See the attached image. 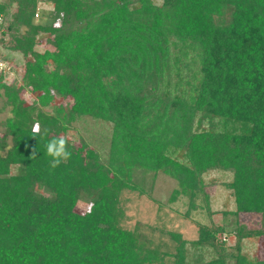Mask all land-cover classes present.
<instances>
[{
	"label": "trees",
	"instance_id": "1",
	"mask_svg": "<svg viewBox=\"0 0 264 264\" xmlns=\"http://www.w3.org/2000/svg\"><path fill=\"white\" fill-rule=\"evenodd\" d=\"M43 1L52 11L41 22L38 0L0 4L6 49L23 58L20 86L0 80L10 113L0 133V264H162L169 256L188 264L179 233H167L169 254L121 226V192L145 193L135 170L175 180L170 200L187 197L188 211L199 198L208 204L204 174L230 172L223 186L235 210L223 214L264 220V0ZM40 36L43 52L35 50ZM178 63L189 73L186 89L170 86ZM82 116L113 125L106 161L66 138ZM53 138L71 153L56 168L45 147ZM218 234L225 227L200 226L190 243L212 251L203 264H264L242 253L243 240L264 237V226L236 227L231 247Z\"/></svg>",
	"mask_w": 264,
	"mask_h": 264
},
{
	"label": "rangeland",
	"instance_id": "2",
	"mask_svg": "<svg viewBox=\"0 0 264 264\" xmlns=\"http://www.w3.org/2000/svg\"><path fill=\"white\" fill-rule=\"evenodd\" d=\"M152 2L157 6L162 4V0H152ZM37 9L39 17L35 18V20L36 22H41L43 12L52 11V5L43 0H38ZM216 20L219 19L216 18ZM5 34L2 36L4 48H6L5 44L10 39ZM43 39V36L39 37V43L35 50L39 52L45 50ZM2 53L8 61V65L13 67L2 82L17 88L21 85L19 75L23 73V58L21 54L8 50H4ZM184 66L178 63L176 69L173 67L170 86H175L176 81H181L183 84L181 87L185 89L188 87L186 82L189 80V73L185 71ZM177 72L179 75H177ZM179 89L176 90L172 87L171 93H179ZM21 96L28 104H32L35 101V95L28 89L21 91ZM60 102L56 100L54 104ZM48 110L50 111V108ZM9 115V107L5 106V100L0 96V133H3L2 123ZM112 129L113 125L109 122L82 116L76 118L70 124V130L65 136L76 146H79L80 143L86 144L98 153L101 161H106L110 149ZM6 143L10 144V138H6ZM1 153L5 154V150H1ZM11 173L16 174L17 167H12ZM203 180L209 196L208 207L199 198L196 201L197 208L188 211L189 201L187 197L179 196L176 201L170 200L172 192L177 189L175 180L161 173L154 174L135 170L133 181L145 193L139 194V190H124L121 192L120 207L123 210L121 226L127 230L136 229L143 239L145 238L146 241L153 244L152 247L157 246L161 252L169 254L174 253V243L170 240L167 233H179L182 239L187 242L188 264H203L214 257L211 250L195 248L190 244L197 240L200 226L218 225L225 227V234H218L217 238L219 241H223L226 238L227 241L224 242L226 247L234 245L235 239L231 232L236 227L242 226L247 230H261L263 228L264 220L261 215L244 213L239 215L223 214L225 212L231 213L235 210L232 193L223 186V184L232 180L230 172L208 171L204 174ZM37 190L42 193L41 190ZM76 210L79 213H85L88 210V204L79 201ZM242 253L250 260L264 259V237L243 240ZM173 260V257H166L162 264H173Z\"/></svg>",
	"mask_w": 264,
	"mask_h": 264
},
{
	"label": "clouds",
	"instance_id": "3",
	"mask_svg": "<svg viewBox=\"0 0 264 264\" xmlns=\"http://www.w3.org/2000/svg\"><path fill=\"white\" fill-rule=\"evenodd\" d=\"M34 134L40 132V125L37 123L32 129ZM47 155L51 157L50 167L56 168L61 163H67L71 158V153L67 150L66 140L64 138H53L46 144ZM36 150H33L30 158H35Z\"/></svg>",
	"mask_w": 264,
	"mask_h": 264
},
{
	"label": "built area",
	"instance_id": "4",
	"mask_svg": "<svg viewBox=\"0 0 264 264\" xmlns=\"http://www.w3.org/2000/svg\"><path fill=\"white\" fill-rule=\"evenodd\" d=\"M2 2H3V0H0V4ZM36 10H38V9H36ZM38 17H39V13H38V11H36L34 14V18H38ZM4 27H6V23L4 21V17L0 14V80H2V81H4V79H6L7 74L10 73L11 72L10 70L13 68V67H10V65H8V61L5 59V57L2 53L4 50H7L2 45V43H3L2 36L6 32V28H4Z\"/></svg>",
	"mask_w": 264,
	"mask_h": 264
}]
</instances>
